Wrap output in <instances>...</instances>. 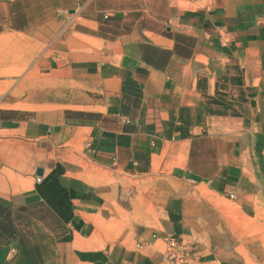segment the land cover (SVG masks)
Listing matches in <instances>:
<instances>
[{"label":"crops","instance_id":"obj_1","mask_svg":"<svg viewBox=\"0 0 264 264\" xmlns=\"http://www.w3.org/2000/svg\"><path fill=\"white\" fill-rule=\"evenodd\" d=\"M39 44L48 75L104 92L93 110L5 106ZM119 173L264 211V0H0V264H164L115 251ZM187 196L161 230H184Z\"/></svg>","mask_w":264,"mask_h":264},{"label":"rangeland","instance_id":"obj_2","mask_svg":"<svg viewBox=\"0 0 264 264\" xmlns=\"http://www.w3.org/2000/svg\"><path fill=\"white\" fill-rule=\"evenodd\" d=\"M64 15L72 24L79 22L77 13ZM59 36L62 34L56 39ZM38 46V57L32 64L30 61L23 69H7L12 73L6 76L8 90L2 96L5 106L29 112L46 108L93 110L89 106L98 104L104 92L80 87L59 72L48 75V69L55 68L57 62L62 65V59L52 58L53 51H45L42 44ZM25 50L24 47L23 53L27 54ZM32 101L44 105H34ZM209 190L211 193L200 188L197 194L195 189L157 174L114 175V232L110 238L115 251L128 260L134 254L142 258L156 253L163 260L167 239H174L190 246L188 264H264V211L256 217L245 215L238 201H231L226 193ZM185 195L190 202L184 230H161L167 210Z\"/></svg>","mask_w":264,"mask_h":264},{"label":"built area","instance_id":"obj_3","mask_svg":"<svg viewBox=\"0 0 264 264\" xmlns=\"http://www.w3.org/2000/svg\"><path fill=\"white\" fill-rule=\"evenodd\" d=\"M41 181V178L36 179L37 183H41ZM229 198L233 199V195L229 194ZM191 255L192 252L189 245L178 244L174 239H167V248L162 254L163 260L168 264H188Z\"/></svg>","mask_w":264,"mask_h":264},{"label":"water","instance_id":"obj_4","mask_svg":"<svg viewBox=\"0 0 264 264\" xmlns=\"http://www.w3.org/2000/svg\"><path fill=\"white\" fill-rule=\"evenodd\" d=\"M37 175H42V170L41 169L37 170Z\"/></svg>","mask_w":264,"mask_h":264}]
</instances>
